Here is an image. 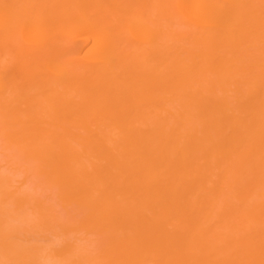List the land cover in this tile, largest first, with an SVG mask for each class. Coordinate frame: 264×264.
Listing matches in <instances>:
<instances>
[{"label": "bare ground", "instance_id": "6f19581e", "mask_svg": "<svg viewBox=\"0 0 264 264\" xmlns=\"http://www.w3.org/2000/svg\"><path fill=\"white\" fill-rule=\"evenodd\" d=\"M0 264H264V0H0Z\"/></svg>", "mask_w": 264, "mask_h": 264}]
</instances>
